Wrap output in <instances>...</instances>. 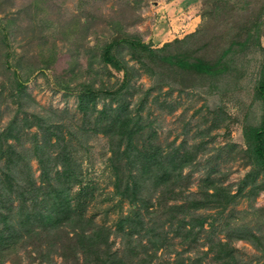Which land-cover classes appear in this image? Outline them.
Listing matches in <instances>:
<instances>
[{
  "label": "rangeland",
  "instance_id": "374dc122",
  "mask_svg": "<svg viewBox=\"0 0 264 264\" xmlns=\"http://www.w3.org/2000/svg\"><path fill=\"white\" fill-rule=\"evenodd\" d=\"M262 9L264 0H0V136L10 127H20L4 145L13 144L30 159L16 170L23 167L22 176L42 183L40 164L31 152L34 135L41 139L44 134L34 121L38 115L51 131L53 125L61 126L78 176L72 190L89 183L86 215L111 228L114 250L125 248V239L116 231L118 220L134 217L137 211L145 226H156L165 237L170 227L163 211L182 199H168L159 206L164 187L152 180L143 185L145 205L139 201L134 206L115 193L113 140L96 121L104 108L109 113L131 112L143 127L140 140L150 136L156 147L189 152L183 198H202L208 178L235 196L224 209L211 205L188 214L186 220L207 218L198 242L188 246L189 241L182 243L173 230L168 231L169 246L158 249L153 262L224 264L215 252L205 254L211 243L222 240L232 246L238 264H264V174L254 170L245 137L246 127L258 124L263 114L257 88L264 72V25L259 39L253 30L258 20L264 24ZM123 38L140 39L156 52L150 57V50L139 48L143 56L137 58L118 42ZM242 39L246 45L236 46V55L223 58L234 57L233 68L215 76L171 67L161 59L173 52L213 63L232 40ZM114 41L118 44L113 52L127 66L126 74L103 59L104 48ZM125 76L128 83L111 100L108 90L121 86ZM89 88L95 94L85 99L82 94L87 96ZM51 140L55 144L57 137ZM4 162L0 158V169ZM133 173L140 174L136 169ZM19 203L13 201L14 211ZM66 229L71 237L73 232ZM38 236L35 244L46 238ZM34 248L20 242L16 251L0 257V264L84 263L82 253L77 259L64 258L60 243L44 259Z\"/></svg>",
  "mask_w": 264,
  "mask_h": 264
},
{
  "label": "trees",
  "instance_id": "16d2710c",
  "mask_svg": "<svg viewBox=\"0 0 264 264\" xmlns=\"http://www.w3.org/2000/svg\"><path fill=\"white\" fill-rule=\"evenodd\" d=\"M261 12L264 13V9ZM262 13L258 14L257 17H261ZM258 21L253 30L259 39L261 27L264 24ZM251 30H246V33L250 34ZM121 41L132 50L137 58L143 56L139 48L150 50V57H153L156 52L140 39L123 38L118 40V42ZM118 42L114 41L107 44L102 56L105 62L117 70L122 69L126 74L127 66L113 52V47ZM246 43V39L232 40L231 44L213 63L200 58L191 60L173 52L162 54L161 59L171 67L194 69L200 73L215 76L227 73L233 68L234 57L229 61H224L223 58L226 55H236L235 47L245 46ZM258 43L261 45L260 42ZM262 49L264 51V46ZM15 74L19 77L18 73L15 72ZM127 83L128 80L125 76L121 86L108 90L107 95L110 96L111 100L117 99L119 93H122L121 88ZM17 84L22 85V80L18 78ZM86 92L87 96L82 94L85 99L87 97L92 98L95 94L91 88L86 89ZM257 93L263 103V114L258 124H250L245 129L246 149L254 165V170L264 174V72H262ZM84 98L83 101H85ZM88 108L89 105L87 104L86 111ZM100 112L101 115L96 123L99 128L102 127L104 132H109L113 140L110 163L114 171L115 193L122 199H127L134 206H137L139 201L145 205L142 196L145 181L152 180L155 186L162 185L164 198L158 202L159 206L167 203L168 199L172 201L183 200L179 204L167 205L168 208L163 211L168 215L170 227L168 231L173 230L175 237L182 238V243L189 241L188 246L197 243L207 218L195 217V224L192 222L194 219L186 220L188 214L195 209L211 205L220 206L224 209L233 201L235 196L230 193L229 189L221 187L215 180L208 178L204 181L205 190L202 198H183L181 195L184 189L182 184L183 171L191 161L189 152L183 154L177 148L164 150L160 146L156 147L148 139L150 136L140 140L143 127L140 124L139 116L134 117L131 112L121 110V112L109 113L105 108ZM34 119L37 129L44 131L41 139H38L37 134L34 135L31 151L40 164L42 183L37 185L31 176L30 178L22 176L23 167L19 171L16 170V168L21 167L20 165L24 163L28 165L29 163L30 159L28 155L24 154L25 151H17L11 143L4 145L8 136H14L15 133L20 132L19 129L17 130L20 127L16 128L12 125L13 127L8 129L7 134L0 136V158L5 161L4 166L0 169V183L3 189L0 192L1 259L16 251L20 242L24 245L33 244L39 257L49 258L53 247L60 243V253L64 258L75 257L77 259L78 255L82 253L84 256V263L82 264H155L153 260L158 249L169 246V232L167 231L165 237H162L159 232H156V226H145L140 212L137 211L134 217L129 215L118 220L116 231L122 234L125 239V248L121 252L114 250L112 248L113 242L110 240L111 228L95 222L92 217L86 215L85 205L91 195L89 183H82L78 190H72V184L78 176L68 145L67 143L63 144L65 137L61 131V126L53 125V131H51V128L42 121V117L34 115ZM104 122L106 126H104ZM53 135L57 137L55 144L51 142ZM55 146L59 148V151L54 150ZM26 160L27 162H25ZM134 169L140 174L133 173ZM53 170L56 172L53 173ZM209 188L213 190L209 191ZM15 200L20 202L16 211L13 210L12 206ZM196 226H198L197 229ZM67 227L73 232L71 237H69L70 230L66 229ZM142 232L145 233L143 236L148 237L147 244L143 243ZM42 234L46 237L44 241L35 244L36 240L34 239ZM138 234H140V239H135V235ZM251 236L255 237V235ZM61 239L64 240L61 242ZM208 251L215 252L214 257L218 260H224V264H238L234 250L228 242L222 240L213 242L205 254ZM176 264L183 263L176 262Z\"/></svg>",
  "mask_w": 264,
  "mask_h": 264
}]
</instances>
